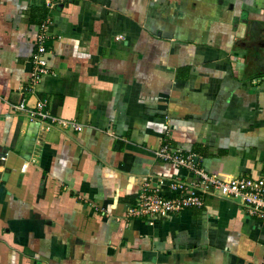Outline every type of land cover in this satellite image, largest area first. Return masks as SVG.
Instances as JSON below:
<instances>
[{"label":"crops","instance_id":"0c3cea01","mask_svg":"<svg viewBox=\"0 0 264 264\" xmlns=\"http://www.w3.org/2000/svg\"><path fill=\"white\" fill-rule=\"evenodd\" d=\"M165 144L225 182L264 178V0H0V264H264V218L238 199L128 214L145 185L198 182Z\"/></svg>","mask_w":264,"mask_h":264},{"label":"built area","instance_id":"2783aa9c","mask_svg":"<svg viewBox=\"0 0 264 264\" xmlns=\"http://www.w3.org/2000/svg\"><path fill=\"white\" fill-rule=\"evenodd\" d=\"M46 29L47 25L43 27V32ZM46 54L43 33L39 36V46L32 56L34 68L31 80L33 85L38 84L41 78L49 72L45 59ZM47 107L48 100L39 101L34 107H30L25 100L13 106L16 111L24 113L43 127H57L73 131L83 130V125L77 120L56 117L47 111ZM155 155L161 161L171 163L177 168L194 171L199 176V180L191 184L174 180L169 185V195H164L159 189L145 185L140 190L135 202L129 207L128 214L131 217L146 218L153 226L156 222L166 220L171 215L185 209L203 207L205 197L209 196L213 190L220 197L240 200L251 217L264 218V178L243 177L225 182L198 169L196 155L183 154L169 144L163 145L155 152Z\"/></svg>","mask_w":264,"mask_h":264}]
</instances>
